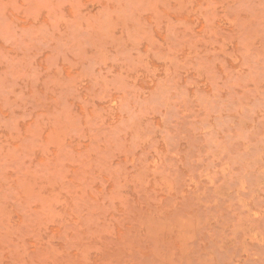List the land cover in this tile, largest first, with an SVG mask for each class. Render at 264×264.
<instances>
[{"label":"rangeland","instance_id":"obj_1","mask_svg":"<svg viewBox=\"0 0 264 264\" xmlns=\"http://www.w3.org/2000/svg\"><path fill=\"white\" fill-rule=\"evenodd\" d=\"M0 264H264V0H0Z\"/></svg>","mask_w":264,"mask_h":264}]
</instances>
